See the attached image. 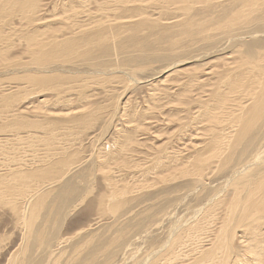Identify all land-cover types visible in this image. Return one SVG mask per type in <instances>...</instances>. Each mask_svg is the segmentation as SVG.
I'll return each mask as SVG.
<instances>
[{
	"label": "rangeland",
	"instance_id": "374dc122",
	"mask_svg": "<svg viewBox=\"0 0 264 264\" xmlns=\"http://www.w3.org/2000/svg\"><path fill=\"white\" fill-rule=\"evenodd\" d=\"M1 1L0 49L11 42L13 46L1 50L0 56V264H65L74 252L68 251L75 246L73 241L83 240L87 243L77 256L70 258L69 264H137L142 259L148 264L192 262L198 250L211 245L209 239H213L220 219L203 241L166 254L172 246L168 245L172 228L185 224V229L192 220L198 221L201 216L194 215L196 209L213 194L228 201L234 181L227 185L223 179L232 169L231 164L226 165L223 175L216 173L214 165L208 167L204 179L192 176V170H164L162 161L174 160L176 155L184 163L191 162L190 168L196 166L199 154L204 157L213 151H205L204 147L214 120L208 114L199 116L201 110L197 111L196 102L187 103L183 95L188 94L184 93L187 86L183 84L191 76L207 82L217 80L216 75L226 62L237 65L240 54L264 50V21L230 38L212 32L198 36L196 30L180 32L176 23L183 17L173 20L179 14L170 0H136L142 1V6L133 0H116L112 8L98 7L95 0H90L86 4L98 16L87 22L111 21L131 14L154 19L156 27L139 31L135 38H150V45L133 50L124 24L118 30H109L108 40L89 50L79 45L73 52L49 55L40 65H20L30 59L23 53L21 36L33 32L34 27L35 34L42 37L63 31L62 35L69 37L72 34L59 18L63 12L68 13L62 9L80 12L85 7L78 6L79 0H41L44 4L33 15L37 19L29 20L20 18L14 7L2 6ZM103 1L106 0L98 3ZM225 5L210 9L205 15L218 17ZM195 6V11L203 8L200 4ZM199 12L193 15L198 16ZM78 15L83 18L81 21L85 19L82 13ZM255 28L259 32L251 34ZM157 32L159 37L154 41ZM180 35L182 38L178 39ZM169 41L176 43L168 45ZM211 69L215 74H206ZM204 86L206 92L201 99L206 100L207 108L208 103L211 106L210 90L214 91L215 85ZM201 88L192 90L193 97L199 96ZM86 114L87 119L82 117ZM21 123L29 127L23 128ZM32 124L40 128L30 127ZM235 149L233 157L238 152ZM130 155L133 161L129 160ZM183 167L186 166L177 168ZM45 168L49 169L50 178L39 177L42 184L38 190L22 183L25 179L20 175L42 174L40 171ZM254 168L244 172L243 178L255 175ZM142 169H149L145 177L140 174ZM107 171L120 178L119 186L124 183L130 187L126 204L115 214L104 209L108 204L104 195L109 189L103 180ZM157 175L173 179L159 182ZM35 179L27 181L33 184ZM238 180L234 184L241 178ZM40 197L44 200L35 201ZM218 213L220 218L221 211ZM243 230L236 225L232 251L225 264H264V228L256 239L251 230H245L248 242L241 237ZM39 231H50L54 236L49 233L46 238L52 236L50 241L40 244L36 236ZM177 236L183 238L181 233ZM164 245L166 249L161 252ZM199 245L202 246L197 251L191 252L193 246ZM62 249L68 253L54 263ZM157 250L162 255H157ZM92 252L97 256H91ZM257 256L259 260L255 261ZM88 258L93 260L82 263Z\"/></svg>",
	"mask_w": 264,
	"mask_h": 264
},
{
	"label": "bare ground",
	"instance_id": "6f19581e",
	"mask_svg": "<svg viewBox=\"0 0 264 264\" xmlns=\"http://www.w3.org/2000/svg\"><path fill=\"white\" fill-rule=\"evenodd\" d=\"M2 1V6L8 5L14 7L20 18L26 19L28 17L29 20L37 19L33 17V15L44 4L43 2L41 3V0ZM114 1L116 0H106L98 3V0H95L94 3H96L98 7L103 5L106 8H112V2ZM133 2H135L134 4H138L140 6L143 5L142 1L133 0ZM217 2L219 3L217 4ZM225 2L228 3L227 6L224 4ZM86 3H90V0L78 1L79 7H85V9H82L80 12L79 10H73L74 8L62 9V11H67L68 13L63 12L59 18H61V22L64 24V29L72 34L71 36H63V31V33L56 32L50 36L42 37L41 35L35 34L34 27L33 32H28L27 34L21 36L19 41H24L23 43L21 42V45L23 44L24 46L23 53L27 54L30 59L28 63L21 62L20 65H40L44 58H49V55H55L61 51L73 52L79 45L87 46V49L89 50L93 46L105 43L109 37V30H118L119 27L123 26L124 24L126 25L125 31H127L130 35L129 39L131 41V47L133 50L140 51L142 49H146V46L150 45V38L147 41H140L136 40L135 38L136 34L143 29H149L150 31L153 30L156 27V21H154V19L145 17L142 14H131L130 16H123L119 19L115 18L111 21L104 22L95 20L93 22H87L90 17L95 18L98 16V14L90 11ZM123 3L127 4L128 2L125 1ZM152 3L153 2H148V4ZM170 3L175 5V10L179 14L172 17L173 20L179 16L183 17L181 21H178L179 23L177 22L178 24L176 23V26L179 27L181 33H186L189 30H196L198 36L212 32L214 35L221 34L226 38H230L231 35L240 33L242 29L254 27L255 24L264 21V0H170ZM197 4L203 5V8H201L200 12L195 11V5ZM223 5H225L223 13L219 16L217 15L218 17L213 18V15H205L206 11H209L210 9L213 10L217 7L223 8ZM231 5L232 9H228L230 11H226V8H229ZM96 12H98V9ZM196 12H199L200 15L194 16L193 13ZM79 13L83 14L82 17L85 18L83 21H81L83 18L81 19L79 17ZM59 31L61 32L62 30ZM162 31L165 33L163 29ZM244 32L245 31L243 30L242 33ZM258 32L259 31L256 28L253 32L250 31L251 34H256ZM61 35L63 36L62 38ZM158 37L159 35L157 32L155 34L154 41H156ZM181 38L182 37L180 35L178 39ZM253 42L255 43L257 41ZM175 43L176 41L167 42L168 45H173ZM12 46L13 45L11 42L7 44L3 50L1 48L0 56L1 50H10ZM238 49H240V47ZM237 58L239 59V63L237 65H233L234 61L232 63H225V67L220 73L216 75L217 80L207 82L200 80L199 76H191L188 77L187 81L185 80V84H183L184 86H187L185 88L186 92L184 93L188 94H183L186 96L187 100H185L187 103L191 104V102H196V104H198L197 111L199 112L201 110L199 112V116L208 114L214 120L213 125L211 126L212 128L210 130V136L208 139H206V144L204 147L205 151L206 149L211 148L213 151L208 152V154L204 157H200L199 154V157L195 162L196 166H191L190 168H188V166L191 165V162L184 163V160L180 161L177 155L174 156V160L173 158L167 159L165 157L167 161L164 159L163 160L166 161V163L162 161V165H165V171L172 170L170 168H173V170L183 169L182 172L192 170L193 172L191 175L201 179H204L206 174L208 176L206 171L208 167L213 168L212 166L214 165L216 173L223 175V172H227L225 169L227 168L228 164L233 166L232 169H230V172L227 174L224 173L225 176H223V179L227 185L232 184L234 181L232 185L233 191L228 201H225V198L224 200L221 199L218 197L219 195L213 194L214 197L211 196V199H209V197V200L206 201L201 208L196 209L194 215L201 216L198 221L192 220L191 225L185 229L182 228L185 224H183L179 229L178 227H171L172 230L170 235H172V239L168 245L172 244V246L169 252L166 254L175 252L178 247H186V245H194L195 242L203 241L206 236L208 237L209 232H211V227L216 223L217 220L220 219L219 228L213 236V239H209L212 242L207 249L198 250L202 245L193 247L190 246V248L192 247L191 252L198 250V255L193 257V261L189 262L188 264H225V262L230 258L229 253L232 251L230 246L232 238H234L236 235V225L240 226L241 228L244 227L245 230H251L254 233V239H256L259 232L262 230V228H264V50H249L248 52H245V55L240 54ZM206 74L213 75L215 74V71L214 69H211L210 71H206ZM230 75L233 77L232 79ZM236 77L240 78L238 79ZM209 79L210 78L208 77V80ZM206 84L207 86L215 85L214 91L210 90V96L212 97L211 106L208 103L207 108L205 107L206 104L204 103L206 100L202 102V94L203 92H206L205 90L203 91V86ZM194 88L202 89V92L197 94L199 96L194 94L193 97V94H191ZM88 116L89 115L86 114L82 117L87 119L89 118ZM82 117H80V119H83ZM20 126L26 128L27 126L29 127V124L21 123ZM30 127L40 128L34 124L30 125ZM190 147L193 148V145ZM234 149L235 151H238L236 152L237 154L235 153V157L232 156ZM128 150L130 152L129 148ZM130 159L131 161L134 160L132 159V155H130L129 160ZM172 160L175 161L173 165L175 163L176 164L174 166L171 165L167 169L169 161L171 162ZM158 162L161 161L158 160L157 163ZM63 163L65 164V162ZM181 166L186 167L177 168ZM254 166L257 169L256 174L253 175L251 172L252 174L249 175L250 177L246 178V175L243 178L244 172L248 171ZM40 172H42V174H39V172H34L28 173L27 175H20L23 179H25V181L22 183L25 185L28 184L29 188L36 187L35 189L38 190V186L42 184L39 183L38 178L47 176L50 178L49 169L45 168ZM50 172H52V170H50ZM104 173L105 175L103 180L106 182V186L109 191L108 194L106 193V195H104L107 196L105 199V201L108 202L107 207H103L108 213L115 214L123 205L126 204L124 199L126 194L128 195V188L130 187L127 188L126 184L124 183L123 185L119 186L117 181H119L120 178L119 180L116 179L115 176H113V174L108 171ZM142 173L145 177V175L149 173V169H142L140 174ZM32 178H36L33 184V181H27ZM238 178L239 180L241 178V181L238 182V184H234L237 182L236 180ZM171 179L173 178H166L165 175L158 176L159 182H165ZM43 200L44 197H40L35 201ZM98 202L100 204L102 203V201ZM35 205L36 203L33 207H35ZM219 210L221 211L220 218L218 217ZM208 229L210 231H207ZM245 230L241 231V237L244 238V242H248L247 237H245L243 233ZM49 233L46 231L43 234L42 231L36 233L40 244L50 241L49 238H52V236H48L46 238V235L51 234ZM179 233L183 234V238L177 236ZM51 235H53V232ZM58 241L57 242L60 243V240ZM86 243V240H83L80 243L79 241H73V246L74 244L75 246L72 247L73 249L69 247L68 251L72 250L74 252L72 253V256H70L68 260L65 261V264H69V260L72 261L70 258L77 256L81 247H83ZM255 247L258 246L256 245ZM164 249H166L165 245L161 247L160 251L162 252ZM68 251L67 249L60 250V255L55 258L54 263H56L64 253H68ZM156 254L162 255L158 252V250ZM90 255L95 257L96 254L92 252ZM51 256L52 251L49 253V260L51 259ZM258 256L255 257V261L259 260ZM92 260L93 258H88L83 261L81 259L82 263ZM143 260L144 259L139 261L137 264L150 263ZM245 261H247V259H245Z\"/></svg>",
	"mask_w": 264,
	"mask_h": 264
}]
</instances>
